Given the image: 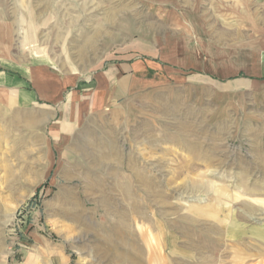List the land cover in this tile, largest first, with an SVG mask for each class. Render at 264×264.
I'll return each instance as SVG.
<instances>
[{"label": "rangeland", "instance_id": "obj_1", "mask_svg": "<svg viewBox=\"0 0 264 264\" xmlns=\"http://www.w3.org/2000/svg\"><path fill=\"white\" fill-rule=\"evenodd\" d=\"M257 22L264 0H0V58L79 78L188 28L231 59L254 51ZM211 94H152L56 147L47 127L0 130V264H47L54 246L71 264H264V89Z\"/></svg>", "mask_w": 264, "mask_h": 264}, {"label": "crops", "instance_id": "obj_2", "mask_svg": "<svg viewBox=\"0 0 264 264\" xmlns=\"http://www.w3.org/2000/svg\"><path fill=\"white\" fill-rule=\"evenodd\" d=\"M263 27L252 23L256 46L246 56L235 54L230 59L206 53L187 28L185 33L171 31L169 38L165 32L159 39H139L100 70L79 78L60 77L36 63L0 58V130L24 123L23 130L33 139L35 129L47 127L50 145L56 147L75 139L91 120L97 121L109 110L130 107L136 101L148 104L152 94L165 92L170 96L165 99L179 107L192 101L208 104L214 99L212 84L220 107L228 105L226 99L242 100L247 93L256 96L264 89ZM224 79H230L227 85L217 82ZM46 259L47 264H71L63 249L55 246L46 252Z\"/></svg>", "mask_w": 264, "mask_h": 264}]
</instances>
